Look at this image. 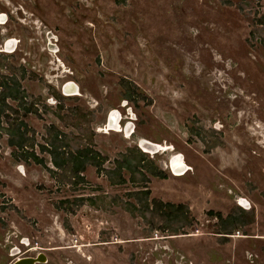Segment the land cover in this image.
<instances>
[{
	"label": "rangeland",
	"instance_id": "rangeland-1",
	"mask_svg": "<svg viewBox=\"0 0 264 264\" xmlns=\"http://www.w3.org/2000/svg\"><path fill=\"white\" fill-rule=\"evenodd\" d=\"M232 223L264 244V0H0V264H215Z\"/></svg>",
	"mask_w": 264,
	"mask_h": 264
},
{
	"label": "flooded vegetation",
	"instance_id": "flooded-vegetation-1",
	"mask_svg": "<svg viewBox=\"0 0 264 264\" xmlns=\"http://www.w3.org/2000/svg\"><path fill=\"white\" fill-rule=\"evenodd\" d=\"M10 48H13V46L10 45ZM114 112L119 114V112L117 111H114ZM114 112H112V114ZM129 125L130 124H128L127 126ZM125 128L122 129L123 130L122 132L124 133H126ZM215 217L217 220H220V221L222 220V216L220 213H216ZM228 218L233 220L235 217L228 216ZM241 225H244V226L248 225V222L247 223L245 222ZM241 225L239 223H236V224L232 223L231 226H236V228H232L231 230H226V233L220 231L216 234L218 243H217V249H216V254H215L216 255L215 264H264V244L256 245L255 251L253 250L251 252H249L248 249H245V247H242L241 249L234 248L233 251L230 252V254L228 253L227 250L223 249V246L229 243L231 239L239 237V236L234 235V231L236 232L238 228L241 227ZM250 237L251 239H255L257 241L264 240V238H260L258 236H250Z\"/></svg>",
	"mask_w": 264,
	"mask_h": 264
},
{
	"label": "bare ground",
	"instance_id": "bare-ground-1",
	"mask_svg": "<svg viewBox=\"0 0 264 264\" xmlns=\"http://www.w3.org/2000/svg\"><path fill=\"white\" fill-rule=\"evenodd\" d=\"M10 44L14 48L15 42H14V44L8 43L7 46ZM13 48L9 47V48H7V50L13 49ZM64 92L67 95H70V94L75 95V94H78V88L73 83H68L64 88ZM120 120H121V118H120L119 114H117L116 112L111 114V116L109 117V120H108V124L106 126L107 129L110 131L120 132L122 129V127L120 125ZM131 128H132L131 124L125 128L127 135H130L133 133L132 132L133 129H131ZM139 145L143 148L144 151L153 152V154L169 150V148L165 145L154 144V143H151L147 140L140 141ZM170 165L172 166V172H173V175H175V176H184L190 170V168L185 164L183 156L180 154H175L171 157V164ZM243 204L246 205V202H243Z\"/></svg>",
	"mask_w": 264,
	"mask_h": 264
},
{
	"label": "trees",
	"instance_id": "trees-1",
	"mask_svg": "<svg viewBox=\"0 0 264 264\" xmlns=\"http://www.w3.org/2000/svg\"><path fill=\"white\" fill-rule=\"evenodd\" d=\"M18 84V83H17ZM14 92H17V90H13V89H8V92H7V94L6 95H4V97H3V101H5L7 98H10V97H12V98H14L15 96V94H14ZM24 138L21 136L20 137V139H19V142H17V143H15L14 141H13V139H11V140H9L10 141V143H11V145H13V146H17V147H20V148H23V146H24V144H22V141L21 140H23ZM52 155H53V161H54V165H56V166H60L59 165V162H58V160H57V153L56 152H52ZM79 156V155H78ZM77 156V157H78ZM83 158H81V154H80V156H79V158H77V160L78 161H81ZM85 163H83L82 161L81 162H79V165H77L76 166V171L79 173L80 172V170H82V169H84V165ZM168 207L170 206V205H167ZM177 210L180 212L181 210H180V208H177Z\"/></svg>",
	"mask_w": 264,
	"mask_h": 264
},
{
	"label": "water",
	"instance_id": "water-1",
	"mask_svg": "<svg viewBox=\"0 0 264 264\" xmlns=\"http://www.w3.org/2000/svg\"><path fill=\"white\" fill-rule=\"evenodd\" d=\"M9 43H13L14 41H10ZM11 45V44H10ZM10 45H8L7 47L9 48ZM146 145V144H145ZM140 146V145H139ZM141 147V146H140ZM142 148V147H141ZM143 149V148H142ZM14 254V253H13ZM48 260L45 254L43 253H39L36 257H24L21 259H17L15 262H13L12 264H47Z\"/></svg>",
	"mask_w": 264,
	"mask_h": 264
}]
</instances>
